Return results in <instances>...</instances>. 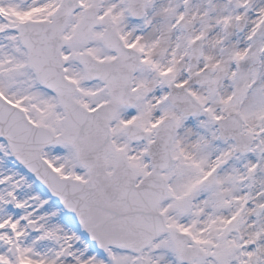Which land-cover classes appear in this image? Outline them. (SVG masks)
I'll use <instances>...</instances> for the list:
<instances>
[{
  "label": "snow or ice",
  "instance_id": "snow-or-ice-1",
  "mask_svg": "<svg viewBox=\"0 0 264 264\" xmlns=\"http://www.w3.org/2000/svg\"><path fill=\"white\" fill-rule=\"evenodd\" d=\"M0 264H264V0H0Z\"/></svg>",
  "mask_w": 264,
  "mask_h": 264
}]
</instances>
